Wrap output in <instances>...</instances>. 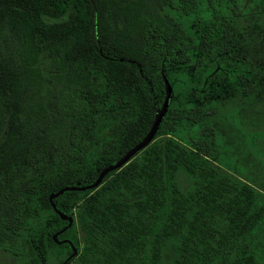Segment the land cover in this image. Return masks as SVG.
I'll list each match as a JSON object with an SVG mask.
<instances>
[{"label":"trees","instance_id":"obj_1","mask_svg":"<svg viewBox=\"0 0 264 264\" xmlns=\"http://www.w3.org/2000/svg\"><path fill=\"white\" fill-rule=\"evenodd\" d=\"M240 3L0 0L1 248L21 264H48L50 247L58 262L72 251L52 237L67 219L49 195L92 182L146 134L164 98L163 67L172 95L152 140L97 187L52 198L73 216L57 233L77 247L63 264H264L244 249L255 230L264 236V168L248 172L252 159L241 173L229 169L214 141L189 135L221 127L223 107L208 108L177 74L200 36L209 58L236 69L224 12L236 16ZM202 19L198 34L188 21Z\"/></svg>","mask_w":264,"mask_h":264},{"label":"rangeland","instance_id":"obj_2","mask_svg":"<svg viewBox=\"0 0 264 264\" xmlns=\"http://www.w3.org/2000/svg\"><path fill=\"white\" fill-rule=\"evenodd\" d=\"M238 12L236 16L224 12V21L234 31L237 53L239 52V59L234 64L236 69L232 71L233 66L223 57L209 58L206 53L209 45L206 46L200 36L199 50L186 66L177 69V74L190 79L195 84L191 93L195 96H203L208 108H216L213 106L214 102H221L223 107L219 118L224 119L225 122L220 124L221 127L213 128L210 130L213 133L209 135L204 134L207 130L190 131L189 135L196 139L214 141L213 152L229 169L241 173L248 169L246 164L253 159L254 164H251L253 170L249 169L248 172L259 177L258 171L264 168V131L260 129V121L257 118L261 112L264 116V0H241ZM199 17L202 16H196L198 20ZM188 23L200 34L201 26L206 23V19L197 23L189 20ZM239 74L244 76L240 78ZM244 86L249 88L243 89ZM241 96H243L242 100L247 99L249 103L243 105L238 113ZM215 119H218L216 115L211 114L206 124L211 127ZM227 122L236 128V134L231 132L233 127L225 128ZM244 244V249L250 254L251 259L264 263V236L260 228L244 240ZM58 251L60 250L50 247L48 264L58 262L60 259ZM0 264H21V262L17 254L0 247Z\"/></svg>","mask_w":264,"mask_h":264},{"label":"water","instance_id":"obj_3","mask_svg":"<svg viewBox=\"0 0 264 264\" xmlns=\"http://www.w3.org/2000/svg\"><path fill=\"white\" fill-rule=\"evenodd\" d=\"M161 74H162V78L164 81L165 94H164V98L162 100V103H161L160 107L158 108V110L154 116L153 122H152L150 128L148 129V131L146 132V134L138 142H136L133 146L128 148L116 161L108 163L107 165H105L99 171L96 178L92 182H89L86 184H78L77 183V184L65 185V186L59 188L58 190L50 193L49 200L51 201L52 207L59 213L61 218L67 219V224L65 226H63L62 228H60L58 231L54 232L52 237L56 242H64V241L69 242L71 245V248H72V251L66 256V258L61 263H58V264H63L64 262L69 260L71 257H73L77 253V247L73 244V242L69 238H66V237L62 238V239L57 238V233L66 229L72 223L73 216L63 212L62 210H59L57 208L56 204L52 201V198L54 196L58 195L59 193H62L64 190H70V189L84 190L86 188L97 187L100 184V182L102 181V178L104 177V175L108 171H110L112 169L119 168L122 165H124L138 150H140L141 148L146 146L152 140V138L154 137V134L158 128V125L162 119V116L164 115V113L168 107L169 98L172 95V86L169 82V79L167 78V76L164 73L163 67L161 68Z\"/></svg>","mask_w":264,"mask_h":264},{"label":"flooded vegetation","instance_id":"obj_4","mask_svg":"<svg viewBox=\"0 0 264 264\" xmlns=\"http://www.w3.org/2000/svg\"><path fill=\"white\" fill-rule=\"evenodd\" d=\"M65 258H66V257H65ZM65 258H64V259H65ZM64 259H63V260H64ZM63 260H62V261H63ZM62 261H60V262H57L56 264H58V263H61Z\"/></svg>","mask_w":264,"mask_h":264}]
</instances>
